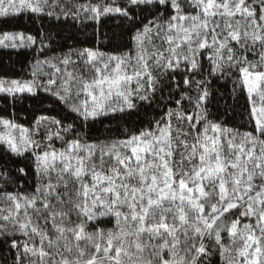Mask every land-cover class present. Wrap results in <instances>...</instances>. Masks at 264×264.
Segmentation results:
<instances>
[{"label": "snow or ice", "instance_id": "obj_1", "mask_svg": "<svg viewBox=\"0 0 264 264\" xmlns=\"http://www.w3.org/2000/svg\"><path fill=\"white\" fill-rule=\"evenodd\" d=\"M0 264H264V0H0Z\"/></svg>", "mask_w": 264, "mask_h": 264}]
</instances>
